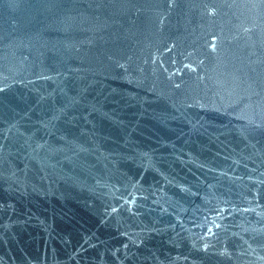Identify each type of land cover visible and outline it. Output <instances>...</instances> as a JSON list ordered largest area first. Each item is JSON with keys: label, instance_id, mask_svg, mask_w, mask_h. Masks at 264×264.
I'll return each mask as SVG.
<instances>
[{"label": "water", "instance_id": "95a60500", "mask_svg": "<svg viewBox=\"0 0 264 264\" xmlns=\"http://www.w3.org/2000/svg\"><path fill=\"white\" fill-rule=\"evenodd\" d=\"M0 264H264V0H0Z\"/></svg>", "mask_w": 264, "mask_h": 264}]
</instances>
